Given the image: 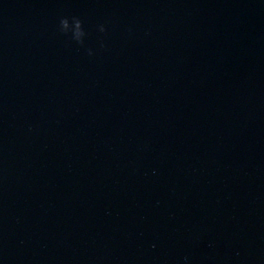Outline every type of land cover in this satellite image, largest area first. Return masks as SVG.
Returning <instances> with one entry per match:
<instances>
[{
  "label": "water",
  "instance_id": "water-1",
  "mask_svg": "<svg viewBox=\"0 0 264 264\" xmlns=\"http://www.w3.org/2000/svg\"><path fill=\"white\" fill-rule=\"evenodd\" d=\"M0 264H264V0H0Z\"/></svg>",
  "mask_w": 264,
  "mask_h": 264
},
{
  "label": "clouds",
  "instance_id": "clouds-1",
  "mask_svg": "<svg viewBox=\"0 0 264 264\" xmlns=\"http://www.w3.org/2000/svg\"><path fill=\"white\" fill-rule=\"evenodd\" d=\"M60 23H61V31L65 33L71 31L73 35L76 37V39L81 43H83V39H81V37L85 36V32L82 26L83 22L79 18H74V21L70 22V20L65 17L61 20ZM100 30L105 31L103 25H101ZM90 54H91V50H90ZM185 260H187V257H185Z\"/></svg>",
  "mask_w": 264,
  "mask_h": 264
}]
</instances>
